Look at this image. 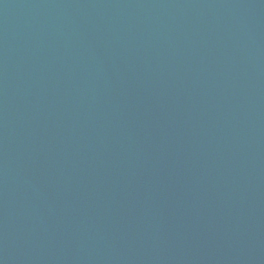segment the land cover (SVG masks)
<instances>
[{
    "label": "water",
    "instance_id": "obj_1",
    "mask_svg": "<svg viewBox=\"0 0 264 264\" xmlns=\"http://www.w3.org/2000/svg\"><path fill=\"white\" fill-rule=\"evenodd\" d=\"M0 264H264V0H0Z\"/></svg>",
    "mask_w": 264,
    "mask_h": 264
}]
</instances>
